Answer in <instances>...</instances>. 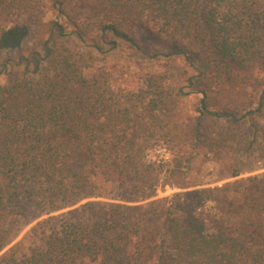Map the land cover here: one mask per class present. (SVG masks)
I'll use <instances>...</instances> for the list:
<instances>
[{
	"label": "trees",
	"instance_id": "trees-1",
	"mask_svg": "<svg viewBox=\"0 0 264 264\" xmlns=\"http://www.w3.org/2000/svg\"><path fill=\"white\" fill-rule=\"evenodd\" d=\"M42 1L0 0V10L31 20L3 31L1 47L39 23ZM50 1L73 31L52 23L47 66L33 58L0 85V252L19 224L93 197L98 177L116 183L125 204L87 202L48 216L0 264H142L156 243L160 264H264V175L127 205L159 185L181 187L183 159L149 153L170 149V113L185 93H172L165 73L145 74L139 87L113 84L101 69L85 75L124 46L168 63L202 62L194 80L211 87L241 78L252 89L247 108H218L201 92L190 140L224 160L227 177L264 168V0H75L72 16L71 0Z\"/></svg>",
	"mask_w": 264,
	"mask_h": 264
},
{
	"label": "rangeland",
	"instance_id": "rangeland-1",
	"mask_svg": "<svg viewBox=\"0 0 264 264\" xmlns=\"http://www.w3.org/2000/svg\"><path fill=\"white\" fill-rule=\"evenodd\" d=\"M76 5V1L71 0L69 5L65 6L70 16H72ZM38 9L39 23L28 24V30L16 46H0L1 86L6 84L9 73L22 68L27 61L30 66H33V58L41 64L42 68L47 66L50 54L46 55L45 50L46 47L50 46L47 43V40L50 39V34L54 35L50 30L52 23L64 26L65 32L73 31L72 21L74 20L67 16L65 17L59 11L61 7L57 8L53 6L50 0H43L39 4ZM30 21V19H26L23 16L15 17V15L7 11L0 10V34L5 30L13 29L15 26ZM56 40L69 45L76 44L75 41L71 42V39L57 38ZM161 52H166V49H161ZM193 64H189L182 57H178L168 63L163 57L148 58L146 56H136L133 51L121 46L115 52L98 60L92 69L85 71L86 77L90 78L98 69L104 70L107 72L108 77L111 78L113 84L130 85L132 87H139L142 84L143 76L147 73H165L168 78L165 82L167 88L174 94L179 89L185 93L184 96L178 97L175 100L173 110L170 113V121L174 133V140L170 149L166 150L158 147L152 149L149 153L151 160H155L156 156H158V159L163 158L168 160L173 157H181L183 159L184 179L181 181V187L159 185L154 197L136 203H128L127 205H145L153 200L171 198L176 193L220 187L223 184L233 183L239 179L254 176L261 177L264 175V168H261L259 164H255L251 171L244 172L238 177H227L224 173L226 164L224 160H217L205 148L196 145L190 140L188 127L192 119L197 116L201 92L205 91L209 98L216 102L218 108L232 111L236 114H240L244 108H247L252 92L251 87L238 77L225 80L218 87L208 86L203 79L194 80L202 62ZM206 76L210 78L211 72L208 71ZM190 79L192 82L196 81V83L191 85ZM94 184L95 195L93 197L84 199L73 207H66L50 215H42L36 220L25 221L19 224L13 241L0 252V255L16 244L28 246L36 237L34 232L36 224L48 216L64 214L75 208H79L87 202L125 204L122 201V191L116 183L105 182L102 178L98 177L94 181ZM155 245L152 247V253H147L143 257L142 264H160L157 259L158 247Z\"/></svg>",
	"mask_w": 264,
	"mask_h": 264
}]
</instances>
